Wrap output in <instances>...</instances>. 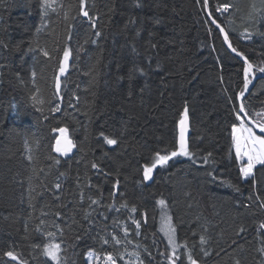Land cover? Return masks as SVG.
<instances>
[{"label":"trees","instance_id":"1","mask_svg":"<svg viewBox=\"0 0 264 264\" xmlns=\"http://www.w3.org/2000/svg\"><path fill=\"white\" fill-rule=\"evenodd\" d=\"M258 1L208 0L210 18L205 0H0V264H57L54 245L59 264H168L161 200L177 264H264V165L245 179L233 135L253 76L212 21L264 125ZM186 116L188 155L161 163Z\"/></svg>","mask_w":264,"mask_h":264},{"label":"snow or ice","instance_id":"2","mask_svg":"<svg viewBox=\"0 0 264 264\" xmlns=\"http://www.w3.org/2000/svg\"><path fill=\"white\" fill-rule=\"evenodd\" d=\"M46 9L47 7H51L50 4L45 5ZM227 9H222V11H226ZM85 16L88 15L87 12L84 13ZM47 54V53H45ZM68 54L65 53V62H67ZM249 68H251V65H249ZM65 69L61 68L60 72L61 75L64 74ZM260 71L264 72V69H260ZM35 99V97H34ZM243 110V105H241V111ZM185 110V115H186ZM184 124V121H181V125ZM234 132L238 133L239 135L236 136V155L240 158L247 157V165L246 167L242 168V171L244 173L245 178L252 175V169L256 164L264 165V139H261L259 136H256L251 128H248L243 125V121H241V127L235 128ZM260 132L264 133V126L260 127ZM61 135L65 138L66 145L68 147L62 148L60 146V141H57V151L61 152L62 154H66L69 148L71 147V141L67 140V132L66 129H60ZM243 133H247V135H244ZM108 144H114V140H107ZM258 146V147H257ZM178 155H188V152L186 148L184 147L183 143L181 144V151L179 152H173L171 155L161 156L158 157V160L161 163L166 164L168 160L172 159L175 156ZM152 172V168H149L146 170L145 175L150 178V174ZM161 204L163 205V201H161ZM261 227H264L262 225ZM166 229L168 231L174 232V229L172 228L171 224L166 225ZM203 243V241H202ZM58 252H59V245L50 246V248L47 250V254L53 259L57 261V264H59L58 260ZM11 255V254H9ZM15 259V257H12ZM111 260V257L108 258Z\"/></svg>","mask_w":264,"mask_h":264},{"label":"rangeland","instance_id":"3","mask_svg":"<svg viewBox=\"0 0 264 264\" xmlns=\"http://www.w3.org/2000/svg\"><path fill=\"white\" fill-rule=\"evenodd\" d=\"M263 5H264V0H259L257 2V4H256V7H254V11L257 13V15L259 17H260V14L261 15H264V12L262 10V6ZM222 9H227V10L226 11H222ZM228 11H229V8H227V7H222L220 9V12L222 14L228 13ZM258 25H259L258 31L263 34L262 35V38L264 39V18H262V19L260 18L259 19ZM253 35H254L253 32L246 30L244 32V34H243V39L245 41H251L253 39ZM238 121H239V125L236 128H240L241 127V121H243V125L244 126H246L248 128H251L252 129V132L256 136H259L255 132V130L251 126H249L247 124V122L245 121V119L241 115L238 116ZM243 134L244 135H247V133H243ZM233 135H234V140H235V152H236V136L239 135V134L236 133V132H234ZM260 138L261 139H264L262 137H260ZM237 158L239 159V161L241 163H243V167H246V165H247V157L240 158V157L237 156ZM258 166H260V164H256L254 166V168L252 169V175L249 176V177H247V178H245V179L253 178L254 177V174H255V169ZM161 201H163V205L161 204ZM161 201L159 202L160 212H161V214H160V230H161V233H162V236H163L164 240L167 243L168 248L170 249V251L172 253V257L168 260V264H177V258L179 256L180 247H179V244H178V238H177L176 229H175L174 222H173V218H172L171 213L169 211L167 202L165 200H161ZM167 224H171L172 228L174 229V232L168 231L166 229V225ZM109 257L110 256L101 259V258L97 257L93 252H91L88 255L90 264H99L100 261H102L103 264H114L113 258L111 257V260H109L108 259Z\"/></svg>","mask_w":264,"mask_h":264},{"label":"water","instance_id":"4","mask_svg":"<svg viewBox=\"0 0 264 264\" xmlns=\"http://www.w3.org/2000/svg\"><path fill=\"white\" fill-rule=\"evenodd\" d=\"M205 1H206V4H207L208 14H209V16L211 18L210 7H209L208 0H205ZM212 21H213L214 25L221 31V33H222V35H223V37L225 39L226 45H227L228 49L231 51V53L234 56H236L237 58H239L240 60H242L246 64V72H247L246 76L247 77H249V75H252L253 76V81L247 85L245 92L239 98L240 115L245 119V121L247 122V124L249 126H251L260 137L264 138V133H261L260 132V127L261 126H264V125L263 124H258L255 121H253L247 115V113L245 111V107H244V101H245L246 97L251 93V91L253 90V88L255 87L257 81L259 80V77H257L255 75L254 68H253L252 64L249 61H247V59L242 54L238 53L234 49V47L232 45V42H231V39H230V36H229L228 32L226 31V29L224 27L220 26L219 24H217L213 19H212ZM71 63H72V58H70V57H68L67 62L64 61L63 66H62V68L65 69L64 74L67 73L70 70ZM249 65H251V68H249ZM241 105H243V110L242 111H241ZM183 121H184V124L181 125V128H180L179 143H180V148H181V144L183 143V145L186 148V150H188V148H189V139H190V135H191V128H190V120H189V117L186 116V118ZM67 140H70V139L67 138ZM60 146L62 148L68 147L66 145V141H65V138L64 137L60 140ZM74 150H75V148H74V145H73V143L71 141V147L67 151V154L73 152ZM153 175H154V172L152 171L151 174H150L149 180H152L153 179Z\"/></svg>","mask_w":264,"mask_h":264},{"label":"bare ground","instance_id":"5","mask_svg":"<svg viewBox=\"0 0 264 264\" xmlns=\"http://www.w3.org/2000/svg\"><path fill=\"white\" fill-rule=\"evenodd\" d=\"M89 20V19H88ZM69 138V137H68ZM74 145V144H73Z\"/></svg>","mask_w":264,"mask_h":264}]
</instances>
